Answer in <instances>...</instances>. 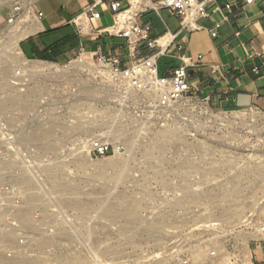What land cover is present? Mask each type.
<instances>
[{"label": "rangeland", "instance_id": "1", "mask_svg": "<svg viewBox=\"0 0 264 264\" xmlns=\"http://www.w3.org/2000/svg\"><path fill=\"white\" fill-rule=\"evenodd\" d=\"M38 2L36 16L32 18L25 15L26 0H7L8 7L0 11L1 66L7 59L5 51L11 28L29 19L41 20ZM83 61L96 67L101 65L99 59ZM9 78L6 81L9 89L6 85V90H0V254L7 259L1 264L13 259H18L16 262L20 259L21 264L30 260L35 262L28 264H75L72 262L75 257L81 260L78 264H245L244 239L250 243L252 263L260 264L264 241L252 239V235L264 223V168L261 177L256 174L259 177L239 180L242 189L248 182L253 186L233 193L227 200L218 197L191 200L184 194L188 190L197 193L210 187L217 189L237 170L264 164V124L221 123L213 117L236 113L246 117L259 110L218 111L200 99L190 98L188 109L195 107L196 112L186 114L163 107L145 92L120 80L112 82L98 75L84 74L81 83L70 84L55 77L16 81L11 74ZM42 85L45 89L26 102L11 104L14 91L29 95ZM7 89L13 92L11 98ZM204 108H209L213 116H208ZM54 121L67 130L56 128L50 149L26 140L50 130ZM169 128L179 135L157 152L154 139L160 130ZM116 132L123 139L118 141L119 154L115 156L111 142ZM127 136L131 138L130 145L124 140ZM92 139L95 144H106L102 145L108 148L104 154L96 147L88 148ZM153 147L154 151H149ZM151 154L159 160L149 161ZM125 159L128 166L124 170L110 167V163ZM212 160L219 167L215 172L202 169ZM51 168L55 176H51ZM30 178L35 183L29 189L24 182ZM65 182L66 187L69 185L67 197L61 196L63 193L56 191L55 186ZM232 186L228 184L235 190ZM66 187L63 185L61 191L65 192ZM35 189L38 203H27ZM180 199L183 202L177 204ZM108 201L117 206L124 202L139 204L138 218L116 215L117 218L109 219L104 214L105 207L110 205ZM77 202L84 203V207H78ZM28 204L35 208L31 210L29 223H25L33 225L31 229L18 217L21 209H30ZM158 215L166 216V220L149 231L141 230L161 218ZM225 252L236 257L228 261Z\"/></svg>", "mask_w": 264, "mask_h": 264}, {"label": "crops", "instance_id": "2", "mask_svg": "<svg viewBox=\"0 0 264 264\" xmlns=\"http://www.w3.org/2000/svg\"><path fill=\"white\" fill-rule=\"evenodd\" d=\"M211 12L187 24L188 18L169 9L144 8L136 21L150 29L152 39L163 41L153 52L162 51L158 68L162 77L191 57L195 66L188 69L189 84L196 97L218 111L264 112V0L247 4L245 0H201ZM112 0H40L43 29L24 39L21 51L28 59L67 64L82 58L88 62L100 57L119 58L129 50V42L111 30L115 14ZM156 3L157 0H150ZM124 8L132 4L123 2ZM91 7L101 18L84 27L76 19ZM81 22V21H80ZM219 25L218 37L211 32ZM142 44L140 55L150 54ZM202 57L199 59V57ZM123 67L132 61L122 60ZM264 249V247H263ZM264 264V251L260 255Z\"/></svg>", "mask_w": 264, "mask_h": 264}, {"label": "bare ground", "instance_id": "3", "mask_svg": "<svg viewBox=\"0 0 264 264\" xmlns=\"http://www.w3.org/2000/svg\"><path fill=\"white\" fill-rule=\"evenodd\" d=\"M39 0H26V4H27V9H26V17L27 18H32V17H35L36 16V5H37V2H38ZM132 1V4H133V7H132V9H130L129 10V12L128 13H124L123 15H129V16H131V18L132 19H134L136 16H137V14L140 12V11H142L146 6H153V4H152V2H150V0H131ZM5 7H8V3H7V0H0V11L1 10H3ZM86 20L85 19V17H83L82 18V20ZM43 29V26H42V24H41V22L39 21V20H31V19H29V21H24V23H18L17 24V26H15V27H12L11 28V31H10V33L8 34V39H9V42H8V46H7V48H6V51H5V54H6V56H7V59L5 60V62L3 63L4 65H0V81H2L1 83H0V90H4L5 88H6V85H8L9 83H6V81H9V77H10V75L11 74H13L14 75V78H15V80L16 81H25V79H36V80H42L43 78L44 79H46V78H48V77H55L56 79H64L65 80V82H68L69 84L70 83H74V81H77V83H81V76H83L84 74L85 75H88L89 77H93V76H95V75H98V76H100V77H103V78H106V79H108V80H111L112 82H115V81H119V80H121L122 81V83H124L126 86L128 85V86H131L132 87V82L128 79V78H126L125 76H124V74H121V73H117L116 71H114L113 70V68L111 67V65H109V64H101L99 67H96V66H94V65H91V64H87L86 62H84L83 61V59L82 58H80L79 60H75V61H73V62H71V63H69V64H67V65H64V66H61V65H59V64H54V63H44V62H33V61H29L24 55H23V53H22V51H21V48L19 47V43L22 41V40H24V39H26V38H28V37H30V36H32V35H35V34H37L38 32H40L41 30ZM162 46V45H161ZM4 53V52H3ZM4 55V54H3ZM2 56V55H1ZM2 59H3V56H2ZM1 60V59H0ZM1 63V64H2ZM9 78V79H8ZM6 79H8V80H6ZM3 81H4V83H3ZM121 83V82H120ZM41 85V84H40ZM11 88V90H13L12 89V86H10ZM7 88L9 89V85L7 86ZM8 89H7V91H8ZM15 89V88H14ZM44 90L45 89V87L42 85V86H40V87H38V89H34L33 91H31L30 93L31 94H25V95H21V94H17V92H15L14 91V93H15V95H12V98H11V96H10V93L12 92H10L9 93V91L7 92V93H9V96H10V98H11V104L12 105H14V106H16V105H19V103L20 102H26L29 98H31L33 95H35V94H37V92H39V91H41V90ZM134 89V88H133ZM6 90V89H5ZM4 93H6L5 91H3ZM2 93V92H1ZM13 93V92H12ZM34 97V96H33ZM155 100H160V97L159 96H156L155 97ZM162 100V99H161ZM160 100V101H161ZM9 100H7V102H8ZM157 102V101H156ZM190 101H182V102H178V103H170L169 104V106H170V108H173V109H175L176 111H183L184 113H186V114H189V113H195L196 112V109H195V107L192 109V110H190V109H188V103H189ZM5 103V102H4ZM154 103V102H153ZM5 104H7V103H5ZM190 105H191V103H189ZM0 105H2V104H0ZM4 105V104H3ZM8 105V104H7ZM9 106V105H8ZM7 106V107H8ZM160 106V105H159ZM160 107H162V106H160ZM159 107V108H160ZM169 109V108H168ZM204 109H206L205 110V112L208 114V116L209 115H212V112L210 111V109L209 108H204ZM252 111V110H251ZM250 111V112H251ZM247 112V111H246ZM246 112H244V113H246ZM183 113V114H184ZM197 113H200V112H197ZM240 114H242V113H236L235 115H233V116H227V117H222V116H220V114H219V116H213L214 117V119H216V121H221V123L223 122V123H230V124H235L236 122H239V121H242V122H249L250 124H253V126H254V124H257V123H262V124H264V113L263 112H260V111H252V113H250L248 116L246 115V117H240L239 115ZM204 115V114H203ZM223 115V114H222ZM226 115V114H225ZM186 116V115H185ZM188 116V115H187ZM245 116V115H244ZM211 119V118H210ZM243 124V123H242ZM241 125V124H240ZM234 126V125H233ZM252 126V125H251ZM57 127H60L63 131H66L67 130V128L65 127V126H61V124H59V123H57L56 121H54V123H53V125H52V127H51V129L50 130H48V131H45V132H43L40 136H32V137H29V138H27L26 140L29 142H37V143H35V144H44V146H45V149H46V147L48 148V146H49V149L52 147V141H53V139L55 138V130H56V128ZM231 128V127H230ZM247 128V127H246ZM175 130V129H174ZM161 131V130H160ZM158 132L159 134L156 136L157 138H155L154 140H156L157 139V143H155V145H154V147L156 146V150H157V152H159V151H163V149H165L166 148V146L168 145V143L174 138V136H178L179 134H173L172 132H170V128H169V130H162L161 132ZM176 131V130H175ZM177 132V131H176ZM178 133H180V132H178ZM119 134V133H118ZM111 136H113V134H111ZM263 136V135H262ZM114 139H113V141L111 142L112 143V145L114 146V148H115V156H116V154H119V147H120V143L118 142V141H120V139H123V137H121L120 135H117V132L116 133H114ZM125 137V136H124ZM125 141H127V144L129 143V145L132 143V141H131V138H128V136H127V138L126 139H124ZM175 140V139H174ZM239 140V139H238ZM29 142V143H30ZM44 142V143H43ZM89 142H91L90 143V145H89V147H88V144H85V148L86 147H88L89 149H91V150H93L94 149V147L95 146H97V144L98 143H96L95 144V141H94V139H92L91 141H89ZM109 142H107V144H108ZM111 143H109V144H111ZM126 143V142H125ZM173 144V143H172ZM98 145H100V144H98ZM102 145H106V144H102ZM101 145V146H102ZM41 146V145H40ZM43 146V145H42ZM190 146V145H189ZM154 147H153V150H149V151H154ZM87 151V150H86ZM89 151V153H90V150H88ZM156 155V154H155ZM148 156V155H147ZM156 156H158V155H156ZM148 159H149V161H151V162H153V161H155V160H157L158 158H156V157H154L152 154L151 155H149V157H148ZM148 159H146V160H148ZM126 161H127V159H125ZM129 160V159H128ZM159 160V159H158ZM120 162L119 160L117 161V162H115V163H110V167H114V168H116L117 170H124L125 168H127V166H128V161L127 162ZM160 161H162V162H164L163 160H160ZM76 162V161H75ZM77 163V162H76ZM161 163V162H160ZM252 163H254V162H252ZM154 164V163H153ZM251 164V163H250ZM215 165V161H211L209 164L207 163V165L206 166H204L202 169H204V170H208L210 173H212V172H215V170H217L219 167H217L216 165ZM77 166H79V165H77ZM81 166H82V168L84 167V163H81ZM108 166V165H107ZM195 165L194 166H192V169H195ZM78 168V167H77ZM108 168V167H107ZM180 168V167H179ZM181 168H184V167H182L181 166ZM222 168V167H221ZM263 168H264V164H252V166H247L246 168H243V169H239V170H237L236 171V173L235 174H233V175H231L229 178H227V179H229V181L227 182V183H222V184H220L219 186H218V188L216 189H214V188H208V189H205V190H203L202 192H197V193H195V192H193V191H190V190H186L187 192H184V194H186V196H187V198L189 197V198H191V200L193 199V200H197V199H199V198H201V197H218L219 199H221V200H227L228 198H230V196L231 195H233V193H240V192H244L245 190H246V188L247 187H249V188H251L252 186H253V184L251 183V182H248L247 184H248V186H246L244 189H242V185L240 184V183H238V181L239 180H241L242 178L243 179H252V178H254V175H256V174H259V176H260V173L263 171ZM49 168H47V170H48ZM55 169V168H54ZM80 169V168H79ZM224 169H226V168H224ZM50 170H52V168L50 169ZM56 170V169H55ZM116 170V174H120V172H118ZM227 170V169H226ZM48 172H50V171H48ZM55 172H57V171H55ZM264 172V171H263ZM263 172L261 173V174H263ZM1 173H3V172H1ZM52 173H53V175H51V176H55L54 175V172H53V170H52ZM3 175V177H4V174H2ZM60 176V175H59ZM117 176V175H116ZM256 176H258V175H256ZM258 176V177H259ZM0 177L2 178V176L0 175ZM26 177V176H25ZM60 177H62V176H60ZM60 177H59V179H60ZM261 177V176H260ZM48 178H49V175H48ZM31 179V178H30ZM49 179H51V178H49ZM58 179V180H59ZM64 179H66V178H64ZM256 179H258V178H255V180ZM25 180V179H24ZM61 180H63L62 178H61ZM22 181H23V179H22ZM49 181H52V180H49ZM55 180H53V183H55L54 182ZM64 181H66V180H64ZM64 181H62V182H64ZM254 181V180H253ZM24 182V181H23ZM70 182V181H69ZM226 182V181H225ZM26 185H25V187H28L29 189L30 188H34V187H32V186H34V180H25V182H24ZM23 183V184H24ZM52 183V182H51ZM52 183V184H53ZM61 183V182H60ZM229 183H232V187L235 189V190H231V188H229L228 187V184ZM55 184H57V183H55ZM65 184H66V182L63 184L64 185V187H66L65 186ZM68 184V183H67ZM72 184V183H71ZM76 184H78L77 182H76ZM81 184V183H80ZM80 184L78 185L79 186V189H80ZM54 185V184H53ZM52 185V186H53ZM63 185H55L57 188V190L56 191H59L60 193H63L61 196H63V197H67L68 196V192L66 193V191H69V185L66 187L67 188V190H65V192H62L64 189H62V186ZM55 186H53V188L55 187ZM73 187V186H72ZM78 188V187H77ZM25 190H27V189H25ZM62 190V191H61ZM29 191V190H28ZM34 191H36V194H34ZM32 193H31V196H27V198L29 197H31L30 199H28L29 201H27V203L29 202L30 204H33V203H38V202H36V201H38V200H36V195H37V190L35 189ZM184 191V190H183ZM235 191V192H234ZM28 195H30L29 193H27ZM66 196H65V195ZM182 194H183V192H182ZM35 197H34V196ZM38 195H39V193H38ZM70 195V194H69ZM72 195H74V194H72ZM109 196V195H108ZM119 197H121V195H118ZM183 196V195H182ZM185 196V195H184ZM39 198V197H38ZM37 198V199H38ZM122 198V197H121ZM121 198H120V200H121ZM188 198V199H189ZM70 199V198H69ZM85 199H87V197L85 198ZM109 199V198H108ZM117 201H119L118 200V198H115ZM123 199H125V197L123 196V198H122V200ZM183 200L184 199H186V197H184V198H182ZM187 199V200H188ZM40 200V199H39ZM89 200V199H88ZM110 200V199H109ZM179 200V199H178ZM69 201V200H68ZM111 201V200H110ZM110 201H108V202H110ZM123 201H126V200H123ZM64 202V201H63ZM72 202V201H71ZM96 202H99V199L96 201ZM122 202V201H121ZM177 202V201H176ZM183 201L180 199V201H178V203L177 204H180V203H182ZM76 203V202H75ZM78 203V202H77ZM92 202L90 201V204H91ZM101 203V202H100ZM120 203V202H119ZM30 204H28L29 206V208L31 207V205ZM34 204V205H35ZM65 204V203H64ZM71 204V203H70ZM79 204V203H78ZM78 204H77V206H78ZM124 204H125V202H124ZM122 204V205H119V206H117V205H112L111 204V202H110V205H107L108 207H105L106 208V210H105V216H107L108 218L109 217H116V215H120V216H122L123 218H127V219H132V218H134L135 216H136V214H137V209H138V205L139 204H136V203H129V204ZM72 205H74V203L73 204H71V206ZM80 205H82L83 207H84V203H81V204H79V206L78 207H80ZM65 206H66V204H65ZM69 206V205H68ZM98 206V205H97ZM34 207V206H33ZM32 207V208H33ZM41 207V206H40ZM74 207V206H73ZM76 207V206H75ZM82 207V208H83ZM94 207V206H93ZM32 208H30V209H27V210H25L24 211V209H21V210H23V211H21V212H17L18 213V217L21 219V220H23L24 221V223L23 224H27V223H29V220H30V214H31V210H32ZM80 209V208H79ZM87 209V208H86ZM85 209V210H86ZM259 209V208H258ZM258 209H256V210H258ZM19 210V209H18ZM17 210V211H18ZM35 210V208H33V211ZM260 210H262V207H261V209ZM20 211V210H19ZM87 213V212H86ZM161 215V214H160ZM262 215V214H261ZM134 216V217H133ZM159 216V215H158ZM15 217H16V215H15ZM104 217V216H103ZM119 217V216H118ZM159 217H161V218H159V219H156L155 221H152L150 224H148V225H146V226H142V227H144V228H142L141 230H144V231H149V230H151L154 226H157V225H159L160 223H162V221H164V220H166V216H159ZM18 218V219H19ZM117 218V217H116ZM121 218V217H120ZM138 217L136 216V218L135 219H137ZM158 218V217H157ZM110 219V218H109ZM112 219V218H111ZM124 220V219H123ZM133 220V219H132ZM154 220V219H153ZM136 221V220H135ZM151 221V220H150ZM20 222V221H19ZM128 223H129V220L127 221ZM132 222V221H131ZM137 222V221H136ZM21 223V222H20ZM22 224V223H21ZM22 224V225H23ZM25 224V225H26ZM131 224H136V223H131ZM146 224V223H145ZM25 225H23V226H25ZM29 225H31V224H29ZM29 225H26V226H28L27 228H29L30 226ZM264 225V223H262L260 226H258V228L256 229V231H255V233L252 235V239H253V237H255V238H257V241L258 240H263L264 239V235H263V232H262V226ZM33 226V225H32ZM31 226V227H32ZM31 227H30V229H31ZM140 230V229H139ZM13 235V232L11 233L10 232V235ZM11 236H9V238H10ZM242 237V236H241ZM243 238H244V236H243ZM248 238H250V237H248ZM255 238H254V241H255ZM14 239H15V237H14V235H13V241H14ZM8 240H10V239H8ZM251 241V240H250ZM10 242V241H9ZM40 243H43V242H40ZM44 244V243H43ZM243 244H244V253H245V264H253L252 263V253H251V248H250V243H249V241H248V239H244L243 240ZM40 245H42V244H40ZM224 247V246H223ZM28 248H30V247H28ZM27 249V248H26ZM32 249V248H31ZM221 249V248H220ZM28 250V249H27ZM211 250H213V249H211ZM26 251V250H25ZM209 252V251H208ZM225 254L228 256L227 258H228V261H231L233 258H235L236 256H232V255H229L228 253H226L225 252ZM208 257H210L211 258V255H208ZM24 259V258H23ZM4 260H7L6 258L4 259L2 256H1V254H0V264H1V262L3 263V261ZM18 260V259H17ZM17 260H15L14 261V259L12 260V261H14V264H21L19 261H20V259H19V261L18 262H16ZM25 260V259H24ZM9 261L10 260H8V263H9ZM12 261H10V263L12 262ZM26 261H28V260H26ZM78 261H80L81 262V260H80V258H77V257H75L74 259H73V263H75V264H78ZM23 262V264L25 263L26 264V262L25 261H22ZM29 262H35V261H32V260H30ZM28 262V263H29ZM8 263H6V264H8ZM9 263V264H10ZM27 263V264H28ZM13 264V263H12ZM35 264V263H34ZM37 264V263H36Z\"/></svg>", "mask_w": 264, "mask_h": 264}, {"label": "built area", "instance_id": "4", "mask_svg": "<svg viewBox=\"0 0 264 264\" xmlns=\"http://www.w3.org/2000/svg\"><path fill=\"white\" fill-rule=\"evenodd\" d=\"M124 1L125 0H112L110 4L111 11L115 14L114 25L111 32L121 38L128 39L129 50L128 52L124 50L121 57L112 60H108L106 57H100V63L109 64L114 71L124 74V76L133 83L132 88L145 92L150 98L155 99L156 96H159L160 100H162L157 101L165 108H169L170 103L190 101V98L199 99L193 93L192 87L188 81V69L191 66H195L193 59L191 57L183 58L184 64L182 66L173 69L169 76L162 77L158 68V60L162 55V51H153L161 45L163 39H152L150 37V29L143 28L137 23V16L132 19L129 15H123L129 12L128 9L124 8ZM245 1L247 4H252L255 0ZM152 4V7L157 10L169 9L182 17L188 18V25L195 20L207 18L211 15V12L206 9V2L201 0H157L156 3ZM145 8H151V6H146ZM42 16L43 15L40 14V17ZM83 17H85L90 24L101 18V13L96 12L95 8L91 7L75 21L82 27L85 26L82 21ZM218 28L219 25L211 32L213 38L218 37ZM142 44H145L146 49L151 52L150 54L146 56L140 55ZM201 58L200 56L199 59ZM122 60H130L132 61V65L130 67H123ZM95 147L100 154H104L108 149L103 148L101 144H97ZM261 229L264 235V225ZM262 241H264V239Z\"/></svg>", "mask_w": 264, "mask_h": 264}, {"label": "water", "instance_id": "5", "mask_svg": "<svg viewBox=\"0 0 264 264\" xmlns=\"http://www.w3.org/2000/svg\"><path fill=\"white\" fill-rule=\"evenodd\" d=\"M25 56V55H24ZM26 57V56H25ZM27 58V57H26ZM28 59V58H27Z\"/></svg>", "mask_w": 264, "mask_h": 264}]
</instances>
